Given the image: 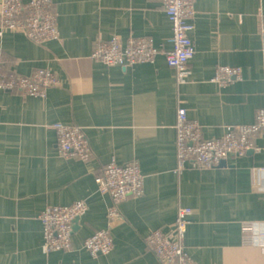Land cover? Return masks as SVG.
Masks as SVG:
<instances>
[{
	"label": "crops",
	"instance_id": "obj_1",
	"mask_svg": "<svg viewBox=\"0 0 264 264\" xmlns=\"http://www.w3.org/2000/svg\"><path fill=\"white\" fill-rule=\"evenodd\" d=\"M60 36L38 43L25 32L0 35L4 69L29 75L49 68L59 77L46 96L0 94V264H161L149 246L156 229L171 231L181 205L190 207L186 245L196 264H264V132L244 155L226 164L177 170L175 71L154 63L107 65L92 57L98 41L151 39L171 46L172 22L161 0H53ZM1 4V0H0ZM196 52L182 88L189 116L207 138L227 126L252 123L264 107V0H195ZM220 64L240 66L242 79L212 81ZM79 125L93 154L61 152L54 121ZM163 127L162 136L157 128ZM140 159L143 192L120 204L110 219V191L96 181L106 163ZM84 199L72 245L45 252L41 214L48 205ZM108 228L115 247L93 255L85 239Z\"/></svg>",
	"mask_w": 264,
	"mask_h": 264
},
{
	"label": "built area",
	"instance_id": "obj_2",
	"mask_svg": "<svg viewBox=\"0 0 264 264\" xmlns=\"http://www.w3.org/2000/svg\"><path fill=\"white\" fill-rule=\"evenodd\" d=\"M53 4V0H1L0 35H3L6 29H12L25 32L38 43L57 39L60 30ZM259 4L262 7V0H259ZM160 11L172 22L170 48L159 49L146 37H131L126 42L112 37L98 41L92 51V57L107 65L131 66L154 63L161 55L165 56L175 71L178 89L175 127L179 172L190 167L218 165L231 154L248 153L254 147L255 136L264 132V107L256 111L254 122L228 125L223 136L205 137L203 125L189 116L186 100L182 96V88L189 82L190 62L196 52L192 38L193 18L196 14L195 0H161ZM261 29L264 35V18L261 21ZM243 76L242 67L220 64L212 81L225 86L242 79ZM59 82L58 75L49 68H39L26 75L13 69H4L0 59V94L7 90H18L25 95L46 96ZM52 126L57 131L59 147L63 154L83 159L92 156L90 141L79 125L57 120ZM157 132L162 136L163 127L159 126ZM96 181L101 189L110 191L113 203L108 207V215L110 219H117L122 215L120 204L129 196L143 192L145 176L140 159L135 156L127 163H118L116 160L106 163L97 172ZM87 211L88 203L84 199L67 205H48L41 214L44 227L43 250L49 252L69 248L72 245L75 219ZM192 212L190 207L181 205L171 231L156 229L149 234L147 243L154 249L161 264H196L186 245L189 216ZM259 235L264 247V227H261ZM84 243L95 256L108 253L115 247L114 238L108 228L98 229L89 235Z\"/></svg>",
	"mask_w": 264,
	"mask_h": 264
},
{
	"label": "water",
	"instance_id": "obj_3",
	"mask_svg": "<svg viewBox=\"0 0 264 264\" xmlns=\"http://www.w3.org/2000/svg\"><path fill=\"white\" fill-rule=\"evenodd\" d=\"M226 161H227V160L223 159V160L221 161V164H220V165L226 164ZM79 219H80V217H78V218L75 219V222H74V230L77 228V225H78Z\"/></svg>",
	"mask_w": 264,
	"mask_h": 264
},
{
	"label": "rangeland",
	"instance_id": "obj_4",
	"mask_svg": "<svg viewBox=\"0 0 264 264\" xmlns=\"http://www.w3.org/2000/svg\"><path fill=\"white\" fill-rule=\"evenodd\" d=\"M48 42H51L50 40Z\"/></svg>",
	"mask_w": 264,
	"mask_h": 264
}]
</instances>
